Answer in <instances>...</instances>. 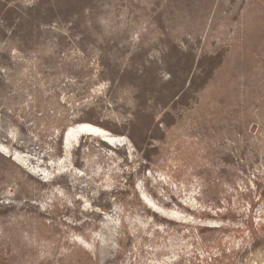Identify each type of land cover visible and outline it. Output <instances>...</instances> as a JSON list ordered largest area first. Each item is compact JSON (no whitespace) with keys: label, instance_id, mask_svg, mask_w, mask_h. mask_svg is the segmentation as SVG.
Listing matches in <instances>:
<instances>
[{"label":"rangeland","instance_id":"obj_1","mask_svg":"<svg viewBox=\"0 0 264 264\" xmlns=\"http://www.w3.org/2000/svg\"><path fill=\"white\" fill-rule=\"evenodd\" d=\"M0 264H264V0H0Z\"/></svg>","mask_w":264,"mask_h":264}]
</instances>
